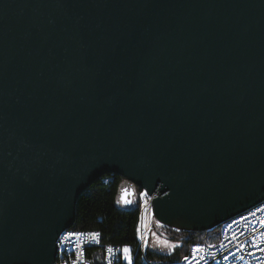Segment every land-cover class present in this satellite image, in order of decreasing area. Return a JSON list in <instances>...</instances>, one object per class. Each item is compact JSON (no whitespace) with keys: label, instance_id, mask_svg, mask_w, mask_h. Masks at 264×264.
<instances>
[{"label":"water","instance_id":"1","mask_svg":"<svg viewBox=\"0 0 264 264\" xmlns=\"http://www.w3.org/2000/svg\"><path fill=\"white\" fill-rule=\"evenodd\" d=\"M104 173L179 230L264 200V0H0V264H53Z\"/></svg>","mask_w":264,"mask_h":264},{"label":"built area","instance_id":"2","mask_svg":"<svg viewBox=\"0 0 264 264\" xmlns=\"http://www.w3.org/2000/svg\"><path fill=\"white\" fill-rule=\"evenodd\" d=\"M107 180L108 178L102 179L103 182ZM142 193L146 195H141ZM151 201L152 197L147 189L141 188L138 192L136 248L107 243L102 245L98 256L92 251L89 257V250L97 246L100 240V237L91 239L89 234L98 232L70 227L58 236L53 264H109V261L111 264H129L124 259V247L130 250L131 264H135L136 253H139V264H159L146 256L150 231L155 222ZM109 248L113 249L111 254L108 252ZM184 257L188 259L185 260ZM94 258L98 262H94ZM169 264H264V200L223 221L216 241L205 238L192 243L186 255Z\"/></svg>","mask_w":264,"mask_h":264},{"label":"trees","instance_id":"3","mask_svg":"<svg viewBox=\"0 0 264 264\" xmlns=\"http://www.w3.org/2000/svg\"><path fill=\"white\" fill-rule=\"evenodd\" d=\"M103 178H108L103 182ZM124 177L117 173H104L91 182L86 190L75 202V218L73 229L95 230L99 233V244L89 250L88 256L94 251L99 255L102 245L111 243L118 246L128 245L136 248V227L138 220V192L140 187L133 185L134 197L130 206H124L118 200L120 185ZM220 224L209 231L207 230H179L164 226L166 234L174 241H180V245L170 255H158L149 250L146 256L150 259L170 258L179 259L186 255L192 243L199 242L205 238L209 241L218 239ZM138 255L135 256V264L138 263ZM94 262H98L96 258Z\"/></svg>","mask_w":264,"mask_h":264},{"label":"rangeland","instance_id":"4","mask_svg":"<svg viewBox=\"0 0 264 264\" xmlns=\"http://www.w3.org/2000/svg\"><path fill=\"white\" fill-rule=\"evenodd\" d=\"M135 200L136 197H134V201ZM164 241H167L168 244L165 245ZM180 244H181L180 241H174L170 237H168L164 225L160 224L157 220H155V222L152 224V228L149 236V251L158 255H170L172 254L174 249L178 247ZM173 245H175V247H173ZM151 260L159 264H169L173 261L170 258H159V257L153 258Z\"/></svg>","mask_w":264,"mask_h":264},{"label":"snow or ice","instance_id":"5","mask_svg":"<svg viewBox=\"0 0 264 264\" xmlns=\"http://www.w3.org/2000/svg\"><path fill=\"white\" fill-rule=\"evenodd\" d=\"M141 195H146V193H142ZM122 199H123V197H122ZM124 203H126V204L127 203H131V200L124 199ZM78 235H82V234H78ZM89 236H90L91 239H97L99 237V233H90ZM164 244L167 245L168 242L164 241ZM173 247H175V245H173ZM241 247H243V245H241ZM112 251H113L112 248L108 249L109 254H111ZM194 251H198V249H194ZM129 252H130L129 248L128 247H124V249H123L124 259L128 260L129 264H131V256H130ZM184 259L187 260L188 257H184ZM109 264H111V261H109Z\"/></svg>","mask_w":264,"mask_h":264}]
</instances>
